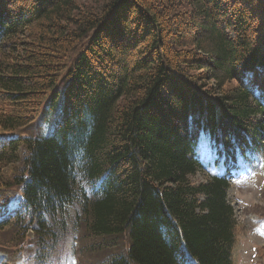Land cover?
I'll use <instances>...</instances> for the list:
<instances>
[{
	"label": "trees",
	"instance_id": "1",
	"mask_svg": "<svg viewBox=\"0 0 264 264\" xmlns=\"http://www.w3.org/2000/svg\"><path fill=\"white\" fill-rule=\"evenodd\" d=\"M262 152L264 0H0L10 257L50 262L77 207L97 264H233L230 184L209 172Z\"/></svg>",
	"mask_w": 264,
	"mask_h": 264
},
{
	"label": "rangeland",
	"instance_id": "2",
	"mask_svg": "<svg viewBox=\"0 0 264 264\" xmlns=\"http://www.w3.org/2000/svg\"><path fill=\"white\" fill-rule=\"evenodd\" d=\"M36 128L37 123L25 132L31 134ZM221 171L225 173L227 169L224 167ZM205 179V173L200 172L194 177L193 181L199 184L204 183ZM231 183L232 187L228 192L227 199L230 205L235 208V217L239 223L234 263L264 264V223L259 221V218H264V154L253 156L246 163H241L232 174ZM78 212L79 209L77 207L68 209L67 219L69 227L71 225V233L66 236L64 244L61 243L55 247L52 260L48 263L44 262V264L99 263L96 258L88 257L86 259L85 256L80 255L78 252L79 240L78 242L76 240L81 235L76 218ZM49 248L54 250L53 246ZM76 248H78L77 252ZM53 250L49 251V253ZM10 251L14 250L10 249ZM76 258L80 259L79 263ZM86 260L90 263H87ZM0 264H22V258H17L12 262L10 258L8 260L7 256L0 255Z\"/></svg>",
	"mask_w": 264,
	"mask_h": 264
}]
</instances>
